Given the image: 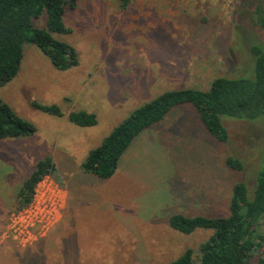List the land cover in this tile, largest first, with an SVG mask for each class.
Wrapping results in <instances>:
<instances>
[{"label": "rangeland", "instance_id": "374dc122", "mask_svg": "<svg viewBox=\"0 0 264 264\" xmlns=\"http://www.w3.org/2000/svg\"><path fill=\"white\" fill-rule=\"evenodd\" d=\"M260 5L264 0H75L64 14L69 32L53 35L74 47L78 65L58 69L26 44L20 71L0 97L37 130L0 141V246L12 241L20 264H169L188 247L197 256L212 230L185 234L169 218L226 215L237 182L253 194L264 168V115L223 116L229 137L220 141L183 105L135 138L111 178L85 173L81 163L133 109L166 90H206L218 76L253 78L251 48L264 46ZM80 110L94 113L96 125L71 122L69 114ZM45 156L55 168L25 206L36 204L24 217L35 224L23 235L21 222L12 228L14 214L25 210L15 193ZM229 157L243 168L230 167ZM59 227V243L46 254L33 249ZM259 229L264 233V217ZM261 258L264 244L248 264Z\"/></svg>", "mask_w": 264, "mask_h": 264}, {"label": "trees", "instance_id": "16d2710c", "mask_svg": "<svg viewBox=\"0 0 264 264\" xmlns=\"http://www.w3.org/2000/svg\"><path fill=\"white\" fill-rule=\"evenodd\" d=\"M74 6L75 0H0V87L19 73L26 44L40 48L58 69L78 65L74 47L53 35L69 32L64 14L68 7ZM257 13L264 26L261 5L257 6ZM39 19L44 25H38ZM251 49L255 56L253 78L218 76L206 90L182 87L162 92L120 121L97 147L88 152L81 169L100 178H111L135 138L183 105L193 106L209 133L220 141H227L229 137L223 116L238 119L263 116L264 46L254 44ZM34 105L51 114H63L56 106ZM69 120L83 127L97 123L96 115L86 110L71 112ZM36 130L31 121L20 116L0 97V140L30 137ZM227 164L235 169L243 168L234 157H229ZM54 168L51 156L39 159L36 168L19 188L18 208L33 200L37 184L52 174ZM254 186L252 194L244 182L234 185L226 215L172 214L169 223L174 229L185 234L210 229L212 234L199 245L197 256L195 249L188 247L169 264H248L264 244V233L259 229L264 217V168L258 171ZM260 264H264V258L260 259Z\"/></svg>", "mask_w": 264, "mask_h": 264}, {"label": "crops", "instance_id": "0c3cea01", "mask_svg": "<svg viewBox=\"0 0 264 264\" xmlns=\"http://www.w3.org/2000/svg\"><path fill=\"white\" fill-rule=\"evenodd\" d=\"M25 138H27V137H25ZM29 175H30V173L23 180H21V183L18 186L17 192L15 193L16 202H17V194H18L19 188L21 187L22 183L24 182V180ZM74 228L76 231L80 230L79 226H77L76 224L74 225ZM61 230H62L61 227L55 229L48 237L40 240L38 242V244L36 245V247L33 249H40L44 254H46L48 252V250H50L52 248L51 244H55L56 242H58L57 240H54L53 238H54V236H57L59 231H61ZM83 236H80V238ZM84 237H86V235ZM56 249L59 250L60 254L63 255L61 247H56ZM57 250H56V252H57ZM33 252L34 251H30L29 253H33ZM18 254H19V250L17 248H15L12 241H6L5 243H3V245L1 244V246H0V264H20V261L18 259L20 256H18ZM27 256L28 255H26V257ZM14 259H16V260H14Z\"/></svg>", "mask_w": 264, "mask_h": 264}, {"label": "built area", "instance_id": "2783aa9c", "mask_svg": "<svg viewBox=\"0 0 264 264\" xmlns=\"http://www.w3.org/2000/svg\"><path fill=\"white\" fill-rule=\"evenodd\" d=\"M44 178L37 184V186L35 188V194L33 196V200L29 204H32L34 202L38 186L44 180ZM35 208H36V204L35 205H31L29 208L25 207V210L23 212H19L17 214H14V216L12 218V228H14V224L15 223L21 222V225H22L23 228L20 230V233L23 234V235L29 234V228H31L35 224V222H32L31 220H24V217H27V214L31 210H34ZM22 219H23V221H22Z\"/></svg>", "mask_w": 264, "mask_h": 264}]
</instances>
